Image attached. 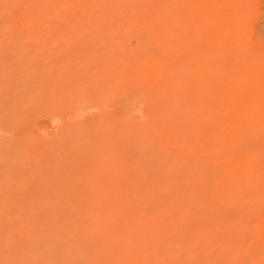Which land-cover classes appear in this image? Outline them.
Instances as JSON below:
<instances>
[{
    "label": "rangeland",
    "instance_id": "obj_1",
    "mask_svg": "<svg viewBox=\"0 0 264 264\" xmlns=\"http://www.w3.org/2000/svg\"><path fill=\"white\" fill-rule=\"evenodd\" d=\"M0 264H264V0H0Z\"/></svg>",
    "mask_w": 264,
    "mask_h": 264
}]
</instances>
